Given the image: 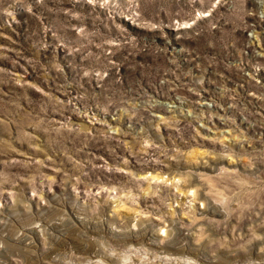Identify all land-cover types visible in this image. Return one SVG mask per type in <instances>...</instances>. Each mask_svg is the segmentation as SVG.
<instances>
[{
    "label": "rangeland",
    "instance_id": "1",
    "mask_svg": "<svg viewBox=\"0 0 264 264\" xmlns=\"http://www.w3.org/2000/svg\"><path fill=\"white\" fill-rule=\"evenodd\" d=\"M86 257L264 264V0H0V264Z\"/></svg>",
    "mask_w": 264,
    "mask_h": 264
},
{
    "label": "bare ground",
    "instance_id": "2",
    "mask_svg": "<svg viewBox=\"0 0 264 264\" xmlns=\"http://www.w3.org/2000/svg\"><path fill=\"white\" fill-rule=\"evenodd\" d=\"M174 107L177 108V106H174ZM203 112H204V111H203ZM210 113H212V112H210ZM197 116H198V115H196L195 117L197 118ZM192 117L194 118L193 115H192ZM204 118H205V117H204ZM228 131H229V130H228ZM230 140H231V139H230ZM234 141H235V140H234ZM152 176H153V175H152ZM160 178H161V176H159V175H154V176H153V179H160ZM172 178L174 179V181H176L177 176H173ZM188 192H189V190H188ZM86 258H88V257H86ZM170 258H173V257H170ZM182 258H183V257L181 256V257H178V258L175 257L174 259H175V260H177V259H178V260H182ZM89 260H90V258H88V264H106V263L104 262L105 260L102 261L101 259H99V260H96V259H95V260H93V261H89ZM187 261H189V260L187 259ZM183 262H184V261H183Z\"/></svg>",
    "mask_w": 264,
    "mask_h": 264
}]
</instances>
